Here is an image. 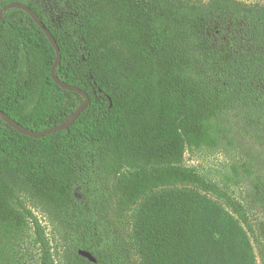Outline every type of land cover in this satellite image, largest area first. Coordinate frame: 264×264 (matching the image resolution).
<instances>
[{"label":"trees","instance_id":"16d2710c","mask_svg":"<svg viewBox=\"0 0 264 264\" xmlns=\"http://www.w3.org/2000/svg\"><path fill=\"white\" fill-rule=\"evenodd\" d=\"M57 42V77L84 91L67 130L34 139L0 117V264L33 230V202L63 230L64 264H257L264 241V6L237 0H0ZM52 44L21 9L0 22V110L42 132L84 102L51 77ZM241 140L258 172L247 203L185 165ZM87 253L91 258L81 254Z\"/></svg>","mask_w":264,"mask_h":264},{"label":"rangeland","instance_id":"374dc122","mask_svg":"<svg viewBox=\"0 0 264 264\" xmlns=\"http://www.w3.org/2000/svg\"><path fill=\"white\" fill-rule=\"evenodd\" d=\"M237 1L248 5L264 6V0ZM260 163V157L254 148L241 140H235L231 144L224 141L220 147L215 149L201 148L188 151L185 156L187 167L194 168L201 175L216 182L242 203H247L251 185L245 169L256 173L261 167ZM27 204L44 229L45 237L53 253L54 263L64 264L62 228L51 221L46 212L38 205L30 201ZM250 217L252 224L264 221V213L258 211L250 212ZM32 234L33 230L29 229L24 238L25 242L18 249V256L14 257L18 264H37L38 249L31 242ZM253 243L257 264H264V241L256 242L253 239Z\"/></svg>","mask_w":264,"mask_h":264},{"label":"water","instance_id":"95a60500","mask_svg":"<svg viewBox=\"0 0 264 264\" xmlns=\"http://www.w3.org/2000/svg\"><path fill=\"white\" fill-rule=\"evenodd\" d=\"M10 9H21L24 12H26L33 19V21L39 26V28L44 32V34L46 35V37L48 38V40L50 41V43L52 44V46H53V48L55 49V52H56V59H55V62L53 64L52 68H51V77H52L53 81L58 86H60L61 88L65 89V90L73 91V92H76V93L80 94L82 97H84V102L75 110V112L69 117V119L66 122H64L61 125L55 126L53 128H50L48 130L42 131V132H33V131H29V130L23 128L20 124H18L13 119L9 118L1 110H0V117L4 120L5 123H7L10 127L15 129L20 134L28 136V137H31V138H34V139H40V138H42V137H44L46 135H49V134H52V133H56V132H60V131H63V130H67L70 127V125L74 121H76L77 118L81 115V113L83 111H85V109L87 108V106L89 104L88 95L84 91H82L81 89H79V88H77L75 86H70V85L66 84L65 82L61 81L57 77L56 68L58 67V65L60 63V60H61V52H60L59 46H58L57 42L55 41V39H54L53 35L51 34V32L47 29V27L44 25V23L39 19V17L29 7H27V6H25L24 4H21V3H12V4H9V5L5 6L0 11V22L2 20V17L4 16V14ZM81 254L83 256L91 258L90 255L87 254V253L81 252Z\"/></svg>","mask_w":264,"mask_h":264}]
</instances>
